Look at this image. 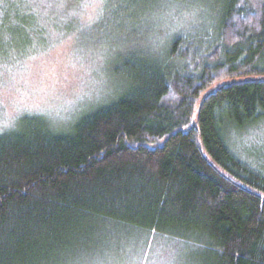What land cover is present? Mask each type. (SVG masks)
I'll list each match as a JSON object with an SVG mask.
<instances>
[{"label":"trees","instance_id":"trees-1","mask_svg":"<svg viewBox=\"0 0 264 264\" xmlns=\"http://www.w3.org/2000/svg\"><path fill=\"white\" fill-rule=\"evenodd\" d=\"M111 1L97 29L158 0ZM170 1L204 14L164 61H127L124 91L67 132L26 114L0 134V264H140L157 240L186 264H264V173L229 141L264 122V0ZM47 20L2 7L0 66L44 47Z\"/></svg>","mask_w":264,"mask_h":264},{"label":"rangeland","instance_id":"rangeland-1","mask_svg":"<svg viewBox=\"0 0 264 264\" xmlns=\"http://www.w3.org/2000/svg\"><path fill=\"white\" fill-rule=\"evenodd\" d=\"M12 1L17 0H0V9ZM22 3L25 9L48 18L59 32L47 34L44 47L35 48L22 61L8 68L0 66V134L14 129L26 114L42 115L54 130L67 132L92 105L102 104L111 95L124 91L125 80L119 71L125 69L127 61H164L174 36L193 30L187 23L198 24L204 14L199 6L187 11L170 0H158L131 19L120 16L117 20L125 28L97 29L103 18L113 14L111 0H22ZM184 14L192 18L187 22ZM136 18L139 19L135 26ZM17 36L0 29V49L16 42ZM229 141L233 154L242 163L264 173L263 121L245 132L238 131ZM132 240L135 241L130 250L135 249L134 243H142L144 239ZM170 247L166 241L157 240L154 252L145 258L136 253L137 259L142 258L140 264H186ZM128 253L129 249L125 254ZM106 260L104 264H118L112 258Z\"/></svg>","mask_w":264,"mask_h":264}]
</instances>
